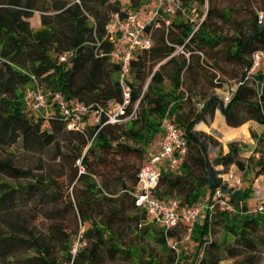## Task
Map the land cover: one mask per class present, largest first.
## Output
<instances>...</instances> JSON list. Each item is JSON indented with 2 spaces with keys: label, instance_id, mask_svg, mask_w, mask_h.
<instances>
[{
  "label": "trees",
  "instance_id": "obj_1",
  "mask_svg": "<svg viewBox=\"0 0 264 264\" xmlns=\"http://www.w3.org/2000/svg\"><path fill=\"white\" fill-rule=\"evenodd\" d=\"M218 1L179 0L185 13L145 19L151 44L130 61L129 103L120 116L134 113L114 123L102 113L96 123L93 111L123 100L106 24L112 13L124 17L130 8L119 0H0V264H175L182 250L177 253L169 240L182 237L186 226L154 224L132 195L164 117L180 129L187 150L176 168L159 173V199L189 205L216 188L231 190L223 174L232 164L243 174L249 169L254 179L264 176V128L251 131L255 144L245 160L239 142L225 149L212 134L194 129L215 109L230 126L247 120L264 126V72L261 66L248 72L252 54L264 51V0ZM142 2L130 0V6ZM231 77L239 81L225 102L213 90ZM36 84L87 105L81 126L69 128L57 111L28 114L24 90ZM17 143L36 153L55 145L56 169L47 171L42 159L34 168L20 166L7 150ZM209 145L219 147L212 159ZM252 193L251 183L232 190L235 212L216 211L194 223L188 241L196 254L189 264H219L224 255H242L233 264L258 262L264 210L249 209ZM215 226L225 231L222 239L210 237Z\"/></svg>",
  "mask_w": 264,
  "mask_h": 264
},
{
  "label": "built area",
  "instance_id": "obj_2",
  "mask_svg": "<svg viewBox=\"0 0 264 264\" xmlns=\"http://www.w3.org/2000/svg\"><path fill=\"white\" fill-rule=\"evenodd\" d=\"M79 2V0H75ZM152 15L165 13L173 14L177 10L185 13V7L181 6L179 0H152ZM262 19V11L258 12ZM193 20V19H191ZM106 36L113 42L114 47L110 52L113 61L120 65L119 84L122 88V102H112L106 109L93 111L92 118L98 122L101 114L106 116V122H121L130 118L134 111L121 118L125 114V109L129 103L130 89L126 83L125 75L128 72L130 61L135 52L140 48L150 46V37L144 29V21L139 18V13L128 11L124 17L119 13H112L110 20L106 24ZM264 52L256 51L252 54V66L249 73L256 71L264 65ZM66 53L60 59L64 60ZM231 94V93H230ZM230 94L223 97L227 102ZM23 102L26 109L32 112L46 110V116L57 111L67 122L69 128H79L82 124V115L87 112L88 106L77 99L66 100L58 92L45 91L38 84L34 87L27 86L24 90ZM162 136L156 148L147 156L141 164L137 173V183L134 186L132 195L135 204L144 210L148 220L163 227L165 230L179 225H185L186 231L182 235L183 240H188L194 223L199 218L211 216L216 211L235 212L236 207L230 201V192L239 189L242 184V173L232 169L223 174L224 180L228 183L229 189L224 191L221 188L213 190L206 198H202L189 205H181L177 198H170L166 201L154 195L159 173L162 170H173L184 157L187 150V142L181 134L177 125L168 117H164L161 123ZM264 210V203H261L253 211ZM176 242H173V246Z\"/></svg>",
  "mask_w": 264,
  "mask_h": 264
},
{
  "label": "rangeland",
  "instance_id": "obj_3",
  "mask_svg": "<svg viewBox=\"0 0 264 264\" xmlns=\"http://www.w3.org/2000/svg\"><path fill=\"white\" fill-rule=\"evenodd\" d=\"M121 3V6L123 9H129L131 11H134L136 13H139V18L144 21L145 19H147L148 17H150L152 15V6H153V1L152 0H143V4L139 7V8H131L130 6V0H119ZM232 1L230 0H219L218 4L219 6H222V4H231ZM256 9H260V4H255ZM206 8L203 7L204 11ZM200 11L198 9L199 12V16H200ZM37 16L38 13L35 12L34 16L31 18V24L32 27H37ZM199 18V17H198ZM199 20V19H198ZM217 23V22H216ZM264 52V51H263ZM264 57V55H263ZM261 72H264V65H261L260 68ZM239 81V78H233L231 77L228 80H224L223 85L220 87H217L216 89L213 90V92L218 91V93L223 92L221 95L226 96L228 94H230L235 87L237 86ZM166 86H168V80L165 81ZM189 101H185L184 105H188ZM197 107L200 108V103H197ZM46 110H41L39 112H28V114H33V115H39L41 117H46ZM91 118V116H89ZM198 125H194V129L198 130ZM264 128L263 125H260L258 123L255 122H249L246 126L243 127V133L240 136H234L233 139L236 142H239L241 144V147H243L240 151V159L241 160H245L249 155L252 154V150L255 144L254 139L251 137V131L259 133L260 131H262V129ZM216 136L218 138H220L222 140L223 143V147L226 149V143L228 142V140L226 138H223L221 136H219L218 134H216ZM230 137H232V135H229ZM55 145L53 146H49L48 148H46L44 150V152L42 153H36V152H31V151H25L21 144L17 143L14 144L13 146L9 147L7 150L10 151L11 155L14 157V160L17 164H19L22 167H35V165L39 162V159H42L43 163H44V168L47 171H51V167L53 169H56V162L55 161H51L55 152ZM7 151L4 150V153H6ZM150 150H147V153H149ZM219 152V147L218 146H211L209 145L207 148V154L208 157L210 159H212L217 153ZM152 153V151L150 152ZM149 153V154H150ZM186 155V154H185ZM255 156H258V153L255 154ZM185 157V156H184ZM227 169H232L235 171H238L239 169L237 168V166L235 164H232L231 166H229ZM242 173V172H241ZM257 179H264L263 177H259L254 179L252 172L247 169L246 173H242V184L241 187H247L248 185H250V183L252 184L253 187V193H252V197L248 200L249 202V209L252 210L254 209L257 205L264 203V183L261 182L259 183L257 181ZM5 180L9 181V182H14L11 181L10 179L6 178ZM198 220H202V218H199ZM231 223L235 222V220L230 219L229 220ZM198 222V221H197ZM196 222V223H197ZM225 231L223 230V228H220L219 226H215L214 228H212L211 230V235L210 237L213 239H222V237L225 235L224 233ZM261 232L264 233V229L261 230ZM175 240H177V253H180V250H182V254H180L179 259L175 262V264H189L192 261V258L195 256V248H196V244L192 243L191 241L188 240H183L182 237H177ZM175 240H169V245L173 244V242H175ZM228 242H231V240L228 238ZM160 249V248H159ZM159 252H161V254H166V250L162 249L159 250ZM262 253L260 254V257L258 259V262L255 264H264V250L261 251ZM198 258L200 259L201 257V253H199ZM242 258V255L237 256V257H230L228 255H224L223 258L220 260L219 264H233L237 261H239ZM198 260V259H197ZM196 262H194V264H196Z\"/></svg>",
  "mask_w": 264,
  "mask_h": 264
},
{
  "label": "crops",
  "instance_id": "obj_4",
  "mask_svg": "<svg viewBox=\"0 0 264 264\" xmlns=\"http://www.w3.org/2000/svg\"><path fill=\"white\" fill-rule=\"evenodd\" d=\"M205 6L206 5H204V7ZM199 10H201V9H199ZM222 93L223 92L218 93V91H215V94H217L220 98H223V95H221ZM112 102L113 101H110L109 103L111 104ZM249 122H255V121L247 120L244 123L240 124L239 126H230L227 124L225 117L220 112V110L215 109L212 118H209L206 116V120H201V121L197 122L196 125L199 126L198 130L212 134L215 138H217L222 143V140L220 138H218L216 136V134H218L219 136H221L223 138H226L228 140V142L232 141L233 139H231V138H233L234 136L242 135L243 127L246 126ZM229 135H232V137H230Z\"/></svg>",
  "mask_w": 264,
  "mask_h": 264
}]
</instances>
